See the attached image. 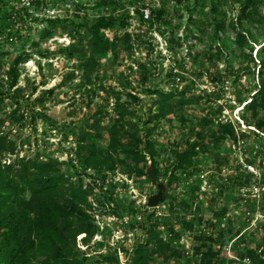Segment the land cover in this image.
Listing matches in <instances>:
<instances>
[{
	"label": "rangeland",
	"instance_id": "1",
	"mask_svg": "<svg viewBox=\"0 0 264 264\" xmlns=\"http://www.w3.org/2000/svg\"><path fill=\"white\" fill-rule=\"evenodd\" d=\"M246 1L1 3L12 33L0 37V120L15 149L3 163L53 165L66 198L87 199L88 217L32 232L27 264H134L137 249H155L156 237L168 247L149 264H209V248L211 264H241L249 250H264V114L249 112L264 81V0L253 22H239ZM13 8L20 16L10 21ZM43 13L66 20L51 39L40 40ZM102 16L118 19L106 32L112 49L93 56L86 25ZM217 23L225 25L220 33ZM21 55L27 60L13 73ZM159 90L177 95L162 118ZM116 108L129 147L135 137L144 141L136 164L110 147ZM221 121L236 137L222 138ZM195 142L202 147L194 166L174 172L176 154Z\"/></svg>",
	"mask_w": 264,
	"mask_h": 264
},
{
	"label": "trees",
	"instance_id": "2",
	"mask_svg": "<svg viewBox=\"0 0 264 264\" xmlns=\"http://www.w3.org/2000/svg\"><path fill=\"white\" fill-rule=\"evenodd\" d=\"M6 1L8 0H0V37L12 33L10 31L11 27L2 23L5 18V13L1 3ZM257 4V0L256 3L253 0H247L238 15V21L253 22L254 16L258 15ZM36 6H47V3L45 4V0H38ZM26 13L28 14V12ZM19 16L20 13L17 12L16 8H13L12 14L9 17L10 21H13L15 17ZM117 20V17L114 16H102L97 20L89 19V23L86 25L87 29L89 28L88 44L84 48H89L91 55L98 56L112 49V41L106 32L114 29ZM259 20L261 21L262 19ZM37 21L46 25L40 40L51 39L54 35V30L60 24L66 22L62 17H49L47 15L39 17ZM77 26L78 31L83 29L82 25L78 24ZM216 26L218 27L219 33L225 28V25L221 23H217ZM232 30L237 31L234 25L232 26ZM127 36L130 35L128 34ZM237 38L238 44L245 46V33L237 31ZM3 56H5V53L0 50V60ZM22 56L17 57L15 60V65L12 68L13 73H16L17 66L27 60ZM173 75L170 76L177 83L183 82L181 75ZM14 78L17 79L18 76L15 75ZM16 82L17 80L13 83V86H16ZM155 94L159 95L161 100L160 111L157 114L158 117L169 116L173 111L168 103L173 102L177 95L173 91L166 93L162 90L157 91ZM1 99L2 95L0 93ZM260 111L264 114V81L257 92L256 98L250 103V117L260 119ZM115 112L118 114L121 113L118 108L115 109ZM124 118L125 114L121 113V115H118V121L112 128L110 147L115 151L121 149V152L126 155L127 159H131L136 164L140 161L137 159L141 155L140 143L144 141L135 137L137 140H134L133 149L129 147L130 139L128 134H122L118 124ZM3 124L4 121L0 120V264H27L29 255L36 248V243L32 241V232L45 231L47 229L52 231L57 230V227L62 221L68 225L74 215L88 217L86 211L83 210L87 199L86 197H80L77 193H72V197L66 198V191L68 189H66L67 187L59 188L62 178L58 177L56 172L52 171L53 165L40 166L38 163L31 161L25 162V159L10 163L9 165L3 163V155L5 152H12L13 154L15 152L12 143L8 142L7 137L2 131ZM219 125L222 138H226L227 136L236 137V129L232 123L221 121ZM263 125L264 117L259 120V128L262 129ZM201 147L198 142H195L178 152L175 157L174 172L190 170L194 166V159L198 154L197 150ZM149 148L150 143L148 142L145 144V149L149 151ZM148 156L154 162L153 154L149 153ZM93 158H97L95 152L86 159L88 164L91 165ZM95 166L98 167L97 165ZM27 192H30V197L23 199V196ZM76 196L81 200L79 203L74 201ZM167 247L168 243L162 240L159 241V238L156 237L155 249H144L143 247L137 249V258L134 259V264H149L151 259H154L156 256H165L163 251ZM208 257L210 258L209 264H211V260L215 257L212 248L206 251L204 260ZM241 261V264H245L244 262L246 261L250 262V264H264V250H249L247 254L242 255ZM63 264L69 263L64 262Z\"/></svg>",
	"mask_w": 264,
	"mask_h": 264
},
{
	"label": "built area",
	"instance_id": "3",
	"mask_svg": "<svg viewBox=\"0 0 264 264\" xmlns=\"http://www.w3.org/2000/svg\"><path fill=\"white\" fill-rule=\"evenodd\" d=\"M20 1L26 8H30L33 6V4H36L38 0H20ZM46 11L50 12L49 10H46ZM57 12H59V11H57ZM46 15L49 16L48 14L43 13V16H46ZM150 16H151L150 12L145 11V18L148 19V18H150ZM178 81H180V79H178ZM246 262L250 263L248 261H246Z\"/></svg>",
	"mask_w": 264,
	"mask_h": 264
},
{
	"label": "bare ground",
	"instance_id": "4",
	"mask_svg": "<svg viewBox=\"0 0 264 264\" xmlns=\"http://www.w3.org/2000/svg\"><path fill=\"white\" fill-rule=\"evenodd\" d=\"M97 239H99V238H97Z\"/></svg>",
	"mask_w": 264,
	"mask_h": 264
}]
</instances>
